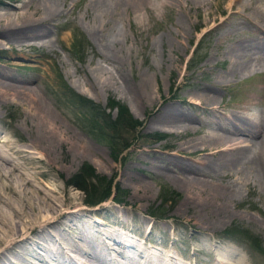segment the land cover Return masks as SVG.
<instances>
[{
    "label": "rangeland",
    "instance_id": "1",
    "mask_svg": "<svg viewBox=\"0 0 264 264\" xmlns=\"http://www.w3.org/2000/svg\"><path fill=\"white\" fill-rule=\"evenodd\" d=\"M91 1L57 0L56 15L50 24L47 23L48 31L51 30L48 38L52 41L49 39L39 44L31 40V45L19 52L15 45H10L12 49H9V44L0 37V71L12 76L10 81L1 79L35 88L43 102L49 105L54 120L67 132L68 139L56 141L54 150L48 154V163L23 164L41 171L34 176V184L54 189L58 201L63 202L62 210L81 209L92 213L90 220L98 229L110 231L114 227L110 225L113 219L121 217L130 221V228L135 230L134 222L149 219L152 222L151 241H145L148 246L153 241L161 245L173 244L180 256H189L201 263H209L211 255L216 256L220 248L232 247L244 257L245 264H264V191L259 184L252 180L243 181L244 184H237L234 198L226 200L221 197L227 201L226 205L234 215L211 222L212 225L191 216V208L177 211L180 201L190 194L178 182V175L168 169H162L168 175H161L158 165L173 162L169 156L174 149L177 150L176 144L189 137L199 140L207 129L200 125L194 132L178 135L166 128H148L155 111L170 103L200 122L211 119L224 122L223 113L239 115L245 110L251 114L264 111V67L259 68L254 61V70L231 75L225 73L229 58L219 54L225 43L229 44L236 37L258 38L259 32L245 21L244 16L250 18L245 14L247 11L237 9L236 14L227 17L231 11L226 6L229 0H207L205 5L197 6L190 1L182 6L177 0H117L116 5L109 8L111 11H95ZM28 2L0 0V14H14L7 20L9 23L18 20L16 14L20 19L23 15L30 19L33 5ZM258 3L264 7V0H256L255 4ZM226 17L225 21L230 25L214 29ZM75 29L86 41L79 54L71 51V32ZM92 29L103 34L105 40L93 35ZM223 31L226 32L224 37L220 35ZM95 77L103 80L98 83ZM213 79L219 86L215 93L218 107L211 113L207 106L205 110L198 106L200 101L193 95V87L208 84ZM90 80L95 86H91ZM63 84L97 104L111 117L115 116L116 110L108 109L106 105L109 100L117 101L140 122V126L127 135L129 138L133 136L132 143L120 154V160L114 161L106 146L86 130L85 118L69 106L70 102L67 103L68 96L61 89ZM134 94L136 100L131 98ZM10 99L11 102L0 107V135L20 143L28 138L23 124L19 123L24 109L16 99ZM194 123L198 125V121ZM74 145L78 152L73 151ZM189 151L180 149L178 153L186 157L180 156L176 160L182 164L198 165L187 158L192 156ZM197 153L199 151L193 154L195 160L199 157ZM31 155L37 156L36 153ZM17 160L22 162L19 158ZM83 163L90 165L98 175L108 179L114 177L118 190L112 196L121 199L120 203L114 202L111 196L92 208L83 204V193L66 184ZM38 165L41 168H35ZM34 169L30 168V171ZM213 182L225 181L215 179ZM160 187L168 190L163 192L169 199L164 203ZM170 191L172 193L169 194ZM206 194H213L212 188ZM208 211L212 208H205V213ZM152 213H164V217L151 219ZM205 225L208 228L203 230L201 227ZM69 230L72 232L74 228ZM253 238L259 241L253 246L254 250L248 243ZM139 239L142 240L141 237ZM239 254H234L233 258ZM43 255L47 257L44 252Z\"/></svg>",
    "mask_w": 264,
    "mask_h": 264
},
{
    "label": "bare ground",
    "instance_id": "2",
    "mask_svg": "<svg viewBox=\"0 0 264 264\" xmlns=\"http://www.w3.org/2000/svg\"><path fill=\"white\" fill-rule=\"evenodd\" d=\"M28 1V4L33 5L32 11H28L31 14L30 19L25 15L20 19L16 14L18 20L9 23L7 20L13 18L14 14L10 12L0 14V37L9 44V49H12L10 45H15L19 52L25 46L31 45L29 43L31 40L39 44L49 41L48 33L51 30L48 31L47 23L53 20L58 9L57 0ZM116 1L92 0L91 6L95 11H105L117 3ZM187 1L197 6L205 5L207 0H177L182 6ZM255 2L256 0H229L226 5L228 11L231 10L227 15L229 18L231 14L238 12L237 9L247 11L245 14L247 13L250 18L244 16L245 21L259 32V35L256 33L258 37L257 39L255 37L256 40L236 37L221 47L220 57L226 56L230 60L225 73L233 75L252 71L254 61L257 63L254 65L264 67V7L260 3L256 5ZM33 15L37 17L32 18ZM227 17L214 29L230 25L225 21ZM92 34L101 41L105 40L103 34H98L93 29ZM220 35L224 37L226 32L223 31ZM1 78L10 81L12 76L0 71V107L11 102L10 98L18 101L24 109L19 123L23 124L28 138L19 143L18 140H11V137L10 139L6 135H0V264H245L244 257L236 253V248L232 247L223 250L220 248L216 256L210 251L211 261L201 263L192 257L180 256L173 244L161 245L153 241L148 246L145 241L151 237L152 222L149 219L134 222V230L130 228V221L121 217L116 218L110 223L114 227L107 231L98 229L90 220L92 213H85L81 209L62 210L63 202L58 201L54 189L34 184V176L41 174V171L23 164L47 162L48 154L54 150L56 141L65 142L68 139L66 129L57 124L49 105L43 102L35 88ZM95 79L98 83L103 80L102 77ZM90 83L91 86H95L92 80ZM218 89V82L215 79L208 84L195 85L193 95L200 101L197 103L198 106L203 109L207 106V111L211 113L216 111L218 106L215 93ZM131 98L136 100L137 96L134 94ZM223 115L224 122L215 120L213 122L212 119L200 122L195 117L180 112L178 107L170 103L158 108L148 122L150 129L166 128L178 135H186L188 131L194 132L200 125L206 127L207 130L203 131L199 140L189 137L176 144L177 150L174 149L169 156L173 162L166 161V164L158 166L161 175H168L162 169H168L178 175V182L187 189V194H190L180 201L176 210L186 211L191 208L190 215L208 225L234 215L226 205L227 201L221 197L226 200L231 198L237 192L238 183L256 181L264 191V111L251 114L245 110L239 115L225 113ZM197 121L196 126L194 122ZM77 141L79 142V138ZM73 148V151L78 152L75 145ZM180 149L190 150L192 156L187 158L198 165L182 164L181 161H177V157L184 156L178 153ZM197 151L199 157L195 160L193 154ZM31 152L37 154L36 158ZM17 158L22 162L19 163ZM37 167L40 166H35ZM30 168L34 170L30 171ZM215 179L225 182L215 184L213 182ZM211 188L213 194L205 195L206 191L211 192ZM207 207L212 208V211L205 213ZM200 210L204 213L201 214ZM71 215L73 217L69 218ZM208 225L201 228L207 229ZM69 228L74 230L70 232ZM234 254L239 255L234 259Z\"/></svg>",
    "mask_w": 264,
    "mask_h": 264
},
{
    "label": "trees",
    "instance_id": "3",
    "mask_svg": "<svg viewBox=\"0 0 264 264\" xmlns=\"http://www.w3.org/2000/svg\"><path fill=\"white\" fill-rule=\"evenodd\" d=\"M71 39L72 53H81L86 44L83 35L80 31L75 29L71 32ZM61 89L68 96L69 100H67V103L70 102L68 103L69 106L74 107L77 113L85 118L86 130L90 135L97 142L106 146L109 156L114 161L120 160L122 156L120 154L132 143L131 140L133 136L131 135L129 138L127 135L132 133L136 127L140 126V122L133 119L127 108L117 101L109 100L106 105V108H115L116 110L115 116L111 117L108 112H105L97 104L73 92L66 85L63 84ZM113 178L108 179L103 175H98L90 165L83 163L77 171L69 177L66 184L83 193L84 205L87 207H95L110 198L113 192L118 190V186L113 182ZM160 190V194H163V192L167 193L168 191L164 187H160ZM170 193H172V191H170L169 194ZM167 196L168 194L162 195V203L169 200ZM112 199L116 203L121 202V199L117 196H112ZM151 216L161 219L164 217V213H152ZM256 239L248 242L252 249L254 248L253 246L259 244V241Z\"/></svg>",
    "mask_w": 264,
    "mask_h": 264
}]
</instances>
